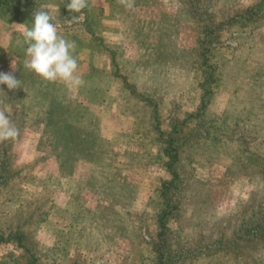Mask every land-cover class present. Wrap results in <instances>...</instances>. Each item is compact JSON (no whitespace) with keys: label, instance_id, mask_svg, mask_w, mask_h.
Wrapping results in <instances>:
<instances>
[{"label":"rangeland","instance_id":"1","mask_svg":"<svg viewBox=\"0 0 264 264\" xmlns=\"http://www.w3.org/2000/svg\"><path fill=\"white\" fill-rule=\"evenodd\" d=\"M128 13L138 70L114 64L121 91L98 114L82 113L98 86L25 102L17 60L21 88L0 85L20 131L0 142V264H156L161 215L163 264H264V0H135Z\"/></svg>","mask_w":264,"mask_h":264},{"label":"crops","instance_id":"2","mask_svg":"<svg viewBox=\"0 0 264 264\" xmlns=\"http://www.w3.org/2000/svg\"><path fill=\"white\" fill-rule=\"evenodd\" d=\"M14 1L25 5V8L22 7L25 11L23 12L21 9L13 10L10 4H7L6 10L0 6V52H2L3 48V50L7 51L6 47L14 42L15 39L21 41L18 46L19 48L21 47L22 51H7L6 61L12 63L13 60L14 62L17 60L22 64L24 76L21 79L26 82L24 83L25 88L29 89V91H24L29 93L24 101H29L32 104L35 97L51 94V89L46 88L48 85L50 87L56 86L57 89L54 94H58V96L64 95V99H66L65 96L71 95L75 91L90 94L99 87L102 96L98 103L90 101L89 104L93 105L87 110L84 108L82 113L84 115L86 112L94 110L95 114H98V112L105 110L107 99L104 96L112 95V91H117L116 94L121 91L120 78L114 74L116 68L119 71V66L115 67L114 64L119 65V61L126 63L128 61L138 70L136 44L129 40L132 36H129V38L127 36V30L133 32L137 30L135 26L133 27V24L137 22V18L135 19L133 14L132 16L129 15L128 9L119 4L118 0H88L87 8L82 10L81 13H73L81 16L82 19L71 24L68 20L71 19L72 14L66 8V4L70 0ZM33 2L38 4L37 10L48 11L54 17L52 22L56 24L59 35L67 41L75 43L72 55L77 59V74L81 75L84 80L82 86L70 89L62 82L45 81L35 73L24 69L23 62L26 59L25 49L27 45L23 43V37L20 35L19 29L23 26L32 27V14L37 10H31L32 13L27 14L26 6L33 4ZM17 35L20 36V39L16 38ZM133 46H135L134 49L132 48ZM86 82H89V84L86 85ZM36 84L39 86L35 87ZM40 85L43 86L40 87ZM66 108L63 107L61 111ZM51 119L53 118L48 117V120ZM80 119L81 117L76 122V126L77 124L81 125ZM59 122L62 125L64 124L62 120H59ZM74 126L75 124H73Z\"/></svg>","mask_w":264,"mask_h":264},{"label":"clouds","instance_id":"3","mask_svg":"<svg viewBox=\"0 0 264 264\" xmlns=\"http://www.w3.org/2000/svg\"><path fill=\"white\" fill-rule=\"evenodd\" d=\"M126 9L134 8L135 0H118ZM88 7V0H70L66 8L71 15L68 22H79L82 17L73 13H81ZM32 27L23 26L19 29L23 37L26 59L23 67L29 72L48 82H62L68 88L82 86L84 80L77 74V59L72 55L74 42H69L58 34L54 17L45 10L34 11ZM12 72L0 71V85H6L9 90L21 88V80L14 75L16 70L14 60L11 63ZM2 91V90H0ZM20 135L19 129L11 119L10 109L0 108V142L15 140Z\"/></svg>","mask_w":264,"mask_h":264},{"label":"trees","instance_id":"4","mask_svg":"<svg viewBox=\"0 0 264 264\" xmlns=\"http://www.w3.org/2000/svg\"><path fill=\"white\" fill-rule=\"evenodd\" d=\"M7 4H10L12 3V5H14V9H19V6L17 5L18 2H15L14 0H7L5 1ZM5 4V5H7ZM207 79V77H206ZM200 94H199V104L200 106L204 104V101L205 99L207 98V95H208V89H209V84L207 82V80H204V82L201 83V88H200ZM174 176H175V173L174 172H171ZM162 195L165 196L166 195V191H167V187L168 185L165 184V183H162ZM162 216V215H161ZM159 218L158 220V226L160 228L159 232L157 233V237L159 239V244H158V247L156 249V264H163L164 263V255H163V252H162V249H161V245L164 243V234H163V227H164V221H163V217ZM30 264V263H29Z\"/></svg>","mask_w":264,"mask_h":264}]
</instances>
